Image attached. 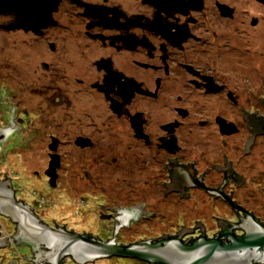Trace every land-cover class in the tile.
I'll return each mask as SVG.
<instances>
[{"label":"flooded vegetation","instance_id":"obj_1","mask_svg":"<svg viewBox=\"0 0 264 264\" xmlns=\"http://www.w3.org/2000/svg\"><path fill=\"white\" fill-rule=\"evenodd\" d=\"M2 2L0 63L24 81L9 86L0 68V158L25 156L36 134L49 159L36 204L0 171L18 203L125 246L264 234V0ZM3 219L7 264H48Z\"/></svg>","mask_w":264,"mask_h":264},{"label":"water","instance_id":"obj_2","mask_svg":"<svg viewBox=\"0 0 264 264\" xmlns=\"http://www.w3.org/2000/svg\"><path fill=\"white\" fill-rule=\"evenodd\" d=\"M8 2L3 0L2 4L8 7ZM17 12L21 17L25 11L17 9ZM50 170H54L53 159ZM11 187V182L0 183V214L17 225V233L11 238L19 241L23 235L25 246L44 249L39 259L41 263L62 264L66 258H71L77 264H89L112 257L137 259L148 264H257L264 261L262 233L231 237L229 245H223L221 239L200 238L189 244L181 238H173L125 246L116 244L115 239L104 242L52 229L42 223L29 206L17 202ZM2 236L0 232V254L10 245ZM1 258L0 255V264H3Z\"/></svg>","mask_w":264,"mask_h":264},{"label":"rangeland","instance_id":"obj_3","mask_svg":"<svg viewBox=\"0 0 264 264\" xmlns=\"http://www.w3.org/2000/svg\"><path fill=\"white\" fill-rule=\"evenodd\" d=\"M11 61V60H10ZM0 68L3 69V74H8L12 75V77L7 78L9 82V86H21V82L24 81L23 78L19 77L15 71V63L14 62H1L0 63ZM0 69V73L2 71ZM4 79L0 77V81H3ZM35 79H28V81L25 83L26 85H31L35 84ZM28 100H24V105L25 108H28V113L24 116L25 119H27V124L29 127L28 131L26 132L25 135L29 134L31 130L36 129V110H37V100H36V91H33L31 87H29L28 90ZM34 94V95H33ZM27 140V139H24ZM43 140L38 136L33 135L30 137L28 140V143H25L28 148L25 150L26 155L23 157H16L12 156V152H8V156L5 154V157L0 158V171L5 172V175H7L10 179L15 178L16 176V183L17 187L21 188V191L23 193V196L33 202L34 192H38L40 195L36 197V202L35 204L38 203L41 199L42 196H46V190L43 185V179L40 178L39 176L35 175V171H39L42 169L43 165L48 162V158L46 155V147L43 144ZM46 144V143H45ZM8 148V147H7ZM11 150V149H8ZM19 175V176H18ZM0 220L4 225H6V220L3 219V216ZM80 219H77L76 221H79ZM80 222V221H79ZM6 227V226H5ZM18 247L14 246V249L16 250ZM21 252L25 253L27 249L25 248H19ZM10 252L9 249H3L1 252V261L7 264L10 259L12 258L11 256L6 259L4 255H6V252ZM27 254V253H25ZM121 259L120 261H124V264H144V262L139 261L137 259ZM95 263V262H94ZM97 264H106L104 261H98Z\"/></svg>","mask_w":264,"mask_h":264},{"label":"bare ground","instance_id":"obj_4","mask_svg":"<svg viewBox=\"0 0 264 264\" xmlns=\"http://www.w3.org/2000/svg\"><path fill=\"white\" fill-rule=\"evenodd\" d=\"M1 231H3V230H1ZM3 233V232H2ZM4 234V233H3Z\"/></svg>","mask_w":264,"mask_h":264}]
</instances>
